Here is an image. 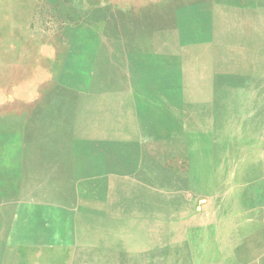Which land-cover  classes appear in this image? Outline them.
I'll list each match as a JSON object with an SVG mask.
<instances>
[{
  "label": "rangeland",
  "instance_id": "1",
  "mask_svg": "<svg viewBox=\"0 0 264 264\" xmlns=\"http://www.w3.org/2000/svg\"><path fill=\"white\" fill-rule=\"evenodd\" d=\"M44 50L39 122L0 125V264H264V178L233 187L237 217L211 236L196 229L190 249L156 233L157 219L128 217L122 182H94L88 154L96 107L99 138L114 119L124 145L125 116L103 111L116 85L137 82L151 133L190 124L197 141L228 148L219 160L243 165L236 174L264 163V0H0V88L25 84ZM126 51L146 67L125 69ZM157 141L165 164L182 145Z\"/></svg>",
  "mask_w": 264,
  "mask_h": 264
},
{
  "label": "crops",
  "instance_id": "2",
  "mask_svg": "<svg viewBox=\"0 0 264 264\" xmlns=\"http://www.w3.org/2000/svg\"><path fill=\"white\" fill-rule=\"evenodd\" d=\"M155 6L162 11L160 7ZM168 9L163 10L165 14ZM164 38L174 40L177 37L165 34ZM139 52L124 53L125 69L146 67L145 61L141 60L145 58V53L142 56ZM53 56L52 50L40 52L38 63L27 72L28 79L25 84L0 88V125L9 119L18 121L25 117L35 124L39 122V113L44 108L41 96L43 90L46 92L51 84L47 65L52 63ZM113 64L116 66V58L115 62L110 64L115 68ZM115 89L117 92L108 94L114 96L111 99L113 103H109L108 111L104 108L103 112L113 113L118 110L125 116L120 120L124 122L126 141L123 146H117L114 139L116 137L114 119L108 120L112 124L106 138H99L101 109L96 107L93 110L92 124L93 132L95 130L93 136L98 139L92 140L91 149L88 151L91 155L92 179L99 186L110 185L113 180L122 182L121 189L127 193L124 209L129 208L128 217L133 221H139L140 225L147 228L151 226L148 219H157L154 224L157 225L156 233H160L163 239L164 233H169L172 242H187L188 248L194 249L196 229L211 236L213 227L230 224L231 218L237 217L233 210L236 202V190L233 187H241L245 180L254 181L255 186H259L264 178V163L248 162L246 166L248 171L236 174L238 165H240L238 168L242 169L243 165L230 162L234 161L233 158L219 160L220 152L226 153L228 148L220 144L213 146L201 140L197 141V133L190 129V124L167 132L161 129L151 133L147 127V99L145 93L141 91L147 87L136 82L116 85ZM113 105L118 108L115 110ZM27 107L30 112L24 114ZM82 128L81 124V130ZM165 138L182 143L169 148L174 151L172 153L175 156H171L172 161L166 164L163 156L164 147L147 144L149 141L157 143V140ZM82 152L83 150L79 153ZM229 201L232 202L231 211L224 215L229 217L230 220H227L220 215H223V209L225 210ZM165 219L171 220V225L165 226L167 229H164ZM147 231L148 229L141 230Z\"/></svg>",
  "mask_w": 264,
  "mask_h": 264
}]
</instances>
